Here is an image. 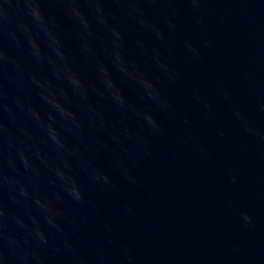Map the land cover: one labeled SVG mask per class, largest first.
<instances>
[{"label":"water","instance_id":"95a60500","mask_svg":"<svg viewBox=\"0 0 264 264\" xmlns=\"http://www.w3.org/2000/svg\"><path fill=\"white\" fill-rule=\"evenodd\" d=\"M0 264H264V0H0Z\"/></svg>","mask_w":264,"mask_h":264}]
</instances>
